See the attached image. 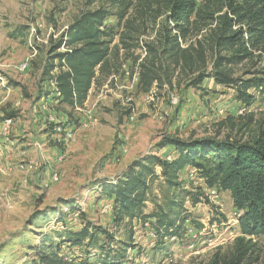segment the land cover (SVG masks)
Segmentation results:
<instances>
[{
    "label": "rangeland",
    "instance_id": "obj_1",
    "mask_svg": "<svg viewBox=\"0 0 264 264\" xmlns=\"http://www.w3.org/2000/svg\"><path fill=\"white\" fill-rule=\"evenodd\" d=\"M84 1L0 0V134L7 137L0 135L5 154H0V264H31L36 259L33 247L43 240L56 242L65 229L80 230L86 221L80 219L79 210L71 209H80L88 221L113 231L111 217L100 213L101 205L107 202L101 195V185L148 153L175 156L170 146L158 151L165 137L231 136L246 141L264 126V96H257L239 114L240 103L233 93L209 78L199 87H188L194 75L174 72L171 84H155L149 92L140 89L133 60L142 58L145 43L158 37L168 14L163 0H133L124 25L133 27L128 35L135 46L119 51L111 75L93 84L81 106L84 108L59 107L55 96H50L55 95L54 85L42 73L51 48L84 10ZM207 1L197 0V4L202 6ZM100 4L96 2L92 8ZM208 30L192 33L190 40L205 44L209 67L212 54L206 44ZM263 65L264 53L236 67L235 75ZM41 95H45L42 100ZM147 95H153V100ZM169 95L178 98L177 106L170 104ZM33 108L39 111L45 133L31 141L33 132L21 128L25 136H18V144L29 143L20 145V149H27L21 156L19 146L11 142L17 137L10 129L13 124L27 123L28 111ZM219 108L226 111L224 117L218 116ZM50 114L64 123L63 135L52 134V125L47 123ZM9 118L11 124L6 127L4 121ZM181 183L185 198L178 211L180 217H186L180 228L182 236L161 241L155 234L154 217L146 224L134 221V248L127 250L122 264H211L215 255L221 260L231 253L239 229L238 212L229 192L206 188L197 174L188 171ZM199 190L206 198L197 196L199 201L193 203L192 195ZM148 193L145 213H152L157 204L165 212L169 191L161 180L153 181ZM38 212L45 215L34 218ZM115 238L124 241L125 232L119 230ZM255 241V253L263 259L264 235ZM111 247L119 249V242ZM83 249L62 245L60 251L73 264H81L80 258L86 255L88 264H101L91 256L98 249L89 253Z\"/></svg>",
    "mask_w": 264,
    "mask_h": 264
},
{
    "label": "trees",
    "instance_id": "obj_2",
    "mask_svg": "<svg viewBox=\"0 0 264 264\" xmlns=\"http://www.w3.org/2000/svg\"><path fill=\"white\" fill-rule=\"evenodd\" d=\"M163 1L168 14L158 37L145 43L142 58L133 60L143 92L164 81L171 84L173 73L178 72L194 75L188 87H199L205 78L212 79L217 86L230 90L246 109L257 96H264V65L235 75L236 67L252 62L255 57L259 59L264 53V0H209L202 6L197 0ZM96 2L101 4L92 8ZM132 8L133 0L84 1V10L51 48L42 73L60 93V97H54L59 107L83 106L93 84L111 75L119 51L135 46L131 43L133 37L128 35L133 27L124 25ZM204 28H209L206 40L212 54L209 67L205 44L190 40L192 33ZM60 47L62 51L58 50ZM49 129L52 130L51 126ZM166 146L176 154L172 160L148 153L133 160L120 176L101 185L102 197L111 204L113 231L88 221L80 209H71V212L79 210L80 219L86 221L82 228L65 229L58 234V241L48 238L49 243L43 240L33 247L36 259L31 264H73L61 253L62 245L84 247L86 253L98 249L97 254L91 255L96 261L122 264L127 250L134 248L133 222L146 224L151 217L156 219L155 234L161 241L181 237L180 228L186 217H180L178 208L185 198L181 180L187 168L196 170L206 188L229 192L238 212L239 235L231 253L221 260L215 255L211 264H264V258L254 250L255 240L264 235V126H259L246 141L231 136L222 139L168 136L158 151ZM158 180L169 191L165 212L157 204L152 213H145L150 185ZM197 196L204 195L200 190L192 195L193 203L199 201ZM44 215L38 212L34 218ZM119 230L125 232L124 241L115 238ZM115 242H119L117 250L111 247ZM87 257L80 258L81 264H88Z\"/></svg>",
    "mask_w": 264,
    "mask_h": 264
},
{
    "label": "built area",
    "instance_id": "obj_3",
    "mask_svg": "<svg viewBox=\"0 0 264 264\" xmlns=\"http://www.w3.org/2000/svg\"><path fill=\"white\" fill-rule=\"evenodd\" d=\"M21 69H24V66H21ZM51 83L54 85V91H55V95L54 96L55 97H60V93L58 92L57 88L55 87L54 82L51 81ZM147 97L149 99L153 100V95H147ZM169 102H170L171 105L177 106L178 105V98L176 96H174V95H169ZM239 107H240L238 109L239 114L243 113L246 110V108L244 106H242V105H239ZM73 108L75 110H80L81 107L80 106H74ZM82 108H84V107H82ZM225 112L226 111L223 108H219L218 109V116L224 117ZM133 118H134L133 115L130 114L129 119L132 120ZM47 123H49V125H52V127H51L52 128V134H54L56 136H60L61 134L63 135L66 132L65 127L63 125L64 123L58 122L54 114H50V115L47 116ZM4 124H5L6 127L9 126L11 124V119L9 118V119L5 120ZM67 136H70L69 133H67ZM164 158L166 160L170 161V160H172L174 158V156L170 155V154H167V155L164 156ZM188 172H189L190 175L196 174V170L193 169V168L188 169ZM53 178H54V180H56L57 179L56 175H54ZM100 213L103 214V215H109L111 217V204H110V202L107 201V202H105L104 204L101 205ZM67 259L71 260L68 257H67Z\"/></svg>",
    "mask_w": 264,
    "mask_h": 264
},
{
    "label": "crops",
    "instance_id": "obj_4",
    "mask_svg": "<svg viewBox=\"0 0 264 264\" xmlns=\"http://www.w3.org/2000/svg\"><path fill=\"white\" fill-rule=\"evenodd\" d=\"M230 91V90H229ZM232 93V92H231ZM50 96H54V95H50ZM39 97V96H38ZM44 97H45V95H41L40 96V100H42V99H44ZM50 99V98H49ZM55 101V100H54ZM39 102V101H38ZM38 110H39V108H38ZM37 112H39V111H37V109L36 108H33V110H29L28 111V115H27V117H26V122L27 123H25V121L24 122H20V123H18L16 126L14 125H12V127H11V132L14 134L13 136H14V138L15 137H17V138H15V139H13L11 142H16V147H18L19 146V149H20V145L21 144H29L28 142L26 143V142H20V144H18V140H19V138H18V136L19 135H23V136H25L24 134H23V130L21 129V128H25V132L27 133L28 131H31V132H33V134L31 135V141L32 140H36V139H38L37 137H40L41 135H42V133L41 132H43V133H45L44 131H42L43 130V126L44 125H42V121L40 120V118H39V114H37ZM62 117V116H61ZM38 125V126H37ZM38 127H41L40 128V130L41 131H39L37 128ZM36 129H37V131H36ZM34 131H36V132H34ZM1 136H2V138H7V137H5V136H3L2 134H0ZM34 135V136H33ZM33 137H34V139H33ZM34 142V141H33ZM31 144H32V142H31ZM25 145V146H26ZM0 150H1V152H0V154L1 155H5L4 154V151H3V146L2 145H0ZM21 150H23V151H21ZM27 150V149H20L19 151H18V154L19 155H21V154H26V152L25 151ZM23 155H21V156H23ZM28 160V159H27ZM19 161H21V159L19 160ZM29 161H31V160H29Z\"/></svg>",
    "mask_w": 264,
    "mask_h": 264
}]
</instances>
